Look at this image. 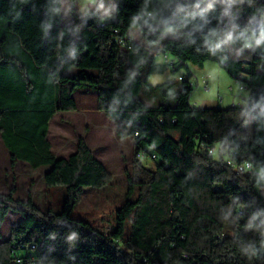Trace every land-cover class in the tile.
I'll use <instances>...</instances> for the list:
<instances>
[{"label": "trees", "instance_id": "16d2710c", "mask_svg": "<svg viewBox=\"0 0 264 264\" xmlns=\"http://www.w3.org/2000/svg\"><path fill=\"white\" fill-rule=\"evenodd\" d=\"M114 1V20L104 21L70 0L65 23L62 0H0L1 138L12 167H49L46 200L51 187L66 188L58 212L39 209L32 193L16 199L15 179L0 193V264H15V249L23 264H264V0ZM173 28L179 38L150 46ZM208 62L249 91L245 105L194 107L191 71L179 77L174 105L138 99L154 74ZM84 86L118 140L134 139L127 181L137 196L108 232L71 214L84 190L109 184L111 173L84 138L69 158H58L49 139L56 114L78 111ZM230 159L251 163L252 173H237ZM10 212L21 219L2 241Z\"/></svg>", "mask_w": 264, "mask_h": 264}, {"label": "rangeland", "instance_id": "374dc122", "mask_svg": "<svg viewBox=\"0 0 264 264\" xmlns=\"http://www.w3.org/2000/svg\"><path fill=\"white\" fill-rule=\"evenodd\" d=\"M75 1L80 13L98 10L104 21L114 20V0ZM69 8L70 0H62V12L65 16V23H68L69 20ZM179 37L180 29H169L163 33L157 43L150 46L160 49L162 43L167 39ZM157 62L164 65L165 55L159 54ZM186 67L177 74H174L170 68L154 74L150 81L152 86L148 88L144 87L139 92L138 99L149 106H158L165 99L167 100V105H174L177 92L181 86L179 77L185 76L188 71H191L194 75L191 80L194 91L190 102L194 107L229 108L246 104L249 98V91L242 90L241 85L232 79L217 63L208 62L205 70L191 63H187ZM163 84V88L158 87ZM164 91L169 92V95L166 96ZM76 101L78 111L58 113L51 121L49 139L52 142L53 151L56 153L60 145H64L66 154L63 153L61 156L66 158L68 156L67 154H69L70 146L74 144V139L79 134H82L85 126H91V133L89 135L91 146L97 158L106 163L107 169L112 175V180L109 184L102 187L86 188L71 216L74 219L87 221L101 231L108 232L117 224L118 208L129 199L135 200L137 196L136 191L130 194L127 181V175L132 174V148L134 139L127 138L124 141L118 140L120 143L118 146L114 141L113 134L109 132L102 133L98 130L99 127L97 124L100 123L98 117L105 118L109 123L114 124V122L108 119L102 112L96 110V92L92 87L84 86L80 88L76 93ZM83 113L89 117V123L87 125L85 124ZM120 153L125 154L126 158L121 159ZM143 163L146 167L153 170L156 167L155 162L149 159H145ZM1 166L2 163H0V168ZM43 169L48 171L49 167H44ZM24 175H22L23 179L28 184V178ZM26 191L21 188L20 193L26 194ZM37 197L39 198L38 202L41 208H44V205L46 206L48 203L49 206L58 212L61 211L66 198V188L64 186L51 187L47 200L46 193L44 194V190L40 189V195ZM11 226V219L8 217L2 228L4 236H10Z\"/></svg>", "mask_w": 264, "mask_h": 264}, {"label": "crops", "instance_id": "0c3cea01", "mask_svg": "<svg viewBox=\"0 0 264 264\" xmlns=\"http://www.w3.org/2000/svg\"><path fill=\"white\" fill-rule=\"evenodd\" d=\"M129 37L133 41L138 42L139 41V33H138V31L137 30L130 31L129 32ZM205 68H206V65L202 69L205 70ZM151 78H150V81H151ZM63 113H65V112H63ZM83 115H84L85 124L87 125V123H89V117H87L88 116L87 114L83 113ZM98 118H99L98 121L100 122L99 124H97V126L99 127L98 130L100 132H102V133L109 132L110 134H113L114 135V141L119 146L120 143L118 142V138H117V135H116V125H115V123L114 124L113 123H109L103 117H98ZM50 129H51V123H50ZM90 133H91V126H89V125L85 126L84 127V131L82 132V134H79L74 139V144L70 146V151H69V154H67L68 156L66 158H69L72 154H74L76 152V150H77V141H78L79 138H84L86 140L88 146L90 147V149L92 150L93 154L97 158V155L94 152V150H93V148L91 146V141L89 139ZM133 145H134V143H133ZM60 148H61V150H60ZM60 148H59L57 153L54 152V151L53 152L55 153V155L58 158H63L61 155H63V153L66 154V152H65L66 148L64 147L63 144L60 145ZM132 153H133V148H132ZM120 155H121V159H125L126 158L125 154L120 153ZM97 159L107 169L106 163L103 160L99 159V158H97ZM0 163H2V166L0 168V193L7 194L9 192V190H10V187L13 184L14 179H15L16 187H17V192L15 194V198L18 199V200H27V198L29 196V193H32V197H33L34 203L38 206L39 209L45 210L46 206L44 205V208H41V206H40V204L38 202L39 198L37 196L40 195V189L44 190V194L47 191L44 177H45V174L48 171H45L43 169L44 167L39 168V169H33L29 164H27L26 162H23V161H18L15 164V166L12 167L11 152L5 146V144H4V142H3L2 138H1V135H0ZM42 169H43V171H41V173H39L40 170H42ZM36 174H38V175H36ZM22 175L27 176L28 184L25 183V179H23ZM25 187H27V189H25ZM21 188H23L24 191L27 190L26 194L20 193ZM8 217L11 219V225H12L11 229L21 219V216L18 213H15V212H10L7 215L6 219ZM2 228H3V226H2ZM2 228H1L2 241H6V240L9 239V235L4 236L3 233H2Z\"/></svg>", "mask_w": 264, "mask_h": 264}, {"label": "built area", "instance_id": "2783aa9c", "mask_svg": "<svg viewBox=\"0 0 264 264\" xmlns=\"http://www.w3.org/2000/svg\"><path fill=\"white\" fill-rule=\"evenodd\" d=\"M182 80V79H181ZM243 90V88H241ZM215 149H210V153L211 154H214L215 153ZM228 164L239 174H251L252 171H253V167H252V164L247 162V163H244V164H237L235 163L234 161H232L231 159L228 161ZM36 249V245L34 244H31L29 249H28V252H29V255H31L32 251H34ZM14 263L15 264H23V260L22 258L20 257L19 253L16 251H14Z\"/></svg>", "mask_w": 264, "mask_h": 264}]
</instances>
